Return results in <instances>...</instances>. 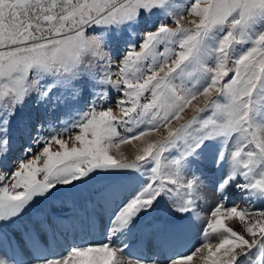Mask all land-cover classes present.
Returning a JSON list of instances; mask_svg holds the SVG:
<instances>
[{
    "label": "snow or ice",
    "instance_id": "6c2138e0",
    "mask_svg": "<svg viewBox=\"0 0 264 264\" xmlns=\"http://www.w3.org/2000/svg\"><path fill=\"white\" fill-rule=\"evenodd\" d=\"M194 258L264 264V0H0V264Z\"/></svg>",
    "mask_w": 264,
    "mask_h": 264
},
{
    "label": "bare ground",
    "instance_id": "6f19581e",
    "mask_svg": "<svg viewBox=\"0 0 264 264\" xmlns=\"http://www.w3.org/2000/svg\"><path fill=\"white\" fill-rule=\"evenodd\" d=\"M151 137V136H150ZM156 137V136H155ZM152 138V137H151ZM138 145H140V142L139 141H136L135 143L133 142L132 144H126V145H124L123 147H122V151L125 153V155H127V156H129V157H131V158H134V156H135V152H136V148H137V146ZM121 149V148H120ZM212 203H214L215 202V198L214 197H210V198H208ZM238 203H239V201H238ZM211 207V203H207V204H204V205H202V207H201V211L202 212H204V213H206L207 212V210L209 209ZM228 224H229V226L230 227H233L234 229H236V230H239V224L236 222V221H229L228 222ZM96 228H100L99 230H100V232L101 233H103V230L101 229V227H100V223H99V220H97V222H96ZM98 239L100 238V237H97ZM69 241H71L72 240V237L71 236H69ZM88 239H90V237L88 236ZM95 241H96V239H95ZM141 248H146V245H145V242L143 241V240H140L136 245H134L133 247H131L130 249H128L127 250V252H128V255L130 256V257H138V256H145V255H143V254H141L140 253V251H139V249H141ZM187 249H185V251H186ZM59 251H60V249L59 248H57L56 249V252L57 253H59ZM148 255V254H147ZM194 264H200V261H198V260H196L195 258H194Z\"/></svg>",
    "mask_w": 264,
    "mask_h": 264
},
{
    "label": "rangeland",
    "instance_id": "374dc122",
    "mask_svg": "<svg viewBox=\"0 0 264 264\" xmlns=\"http://www.w3.org/2000/svg\"><path fill=\"white\" fill-rule=\"evenodd\" d=\"M187 2H188V0H177V3H179V4H185V3H187ZM191 19H192V17L188 16V17H186V18L182 21V23H183L186 27H191V24L189 23V21H190ZM213 96L215 97V96H216V93H213ZM196 103H200V105L203 106L204 98H203V97H200V98H198L197 101H193V104H196ZM192 114H193V113L191 112V109H188V110H186V112H185L184 115L190 117ZM181 122H182V121H181ZM178 123H179V122H177V121H173V127L177 126ZM122 134H123V133H122ZM163 134H166V132H165L163 129H161L159 133H151L150 136H151L152 138H151L150 136H149L148 138H149V139H156V138H158L159 135H163ZM155 136H156V137H155ZM133 142L135 143L136 141H133ZM133 142H132V143H133ZM132 143H130V144H132ZM125 145H126V144H125ZM70 146H71V145H70ZM123 146H124V145H121V146H120V148H121V149H120V152H122V153L125 155V153L122 151V147H123ZM138 146H140V145H138ZM138 146H137V147H138ZM111 154L116 155L117 153H116L115 150H113ZM125 156L128 158L129 161H131V160L134 159V158H131V157L127 156V155H125ZM210 197H211V195H209L208 198H210ZM237 203H238V201H237ZM99 229H100V228H96V227H95V229L92 230L91 234L89 235L90 240H95V239H96V241H101V240L104 239V234L101 233ZM97 237H100V238L98 239ZM139 251H140L141 254H143V255H145V256H147V254H148L147 248H141V249H139Z\"/></svg>",
    "mask_w": 264,
    "mask_h": 264
}]
</instances>
